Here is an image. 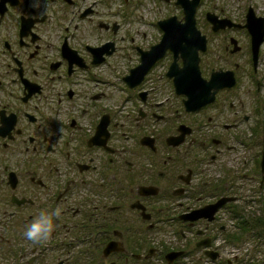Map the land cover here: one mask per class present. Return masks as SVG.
<instances>
[{
  "label": "flooded vegetation",
  "instance_id": "1",
  "mask_svg": "<svg viewBox=\"0 0 264 264\" xmlns=\"http://www.w3.org/2000/svg\"><path fill=\"white\" fill-rule=\"evenodd\" d=\"M159 1L180 14L127 31L130 0H0V264H169L172 253L171 264H233L242 246L264 245L254 11L201 15L199 0L205 49L166 48L128 82L161 24H185L176 0ZM48 217L50 238L27 240Z\"/></svg>",
  "mask_w": 264,
  "mask_h": 264
},
{
  "label": "rangeland",
  "instance_id": "2",
  "mask_svg": "<svg viewBox=\"0 0 264 264\" xmlns=\"http://www.w3.org/2000/svg\"><path fill=\"white\" fill-rule=\"evenodd\" d=\"M131 1L132 3H134L132 4L133 8L128 7V11L130 12L129 14L135 21V23L130 28L126 26L127 31H134V27L135 29H138V25H136V23H138L139 21H152L155 17L180 14V10L175 7L174 3L164 4L159 0H130V3ZM214 5L217 6L218 13H220L219 9L221 8L225 11H228L229 15H233L235 17H240V15L246 14L247 9L251 7L257 17L264 18V0H206L205 5L200 9L199 13L201 15H204L206 11H211L212 6ZM141 17L142 19H140ZM239 58H241V54L239 55ZM243 60L244 58L242 60H239V62L242 63ZM262 69H264V62ZM243 80L246 81L245 79ZM259 121L262 123V132L254 140L258 144L262 143V141L264 140V113L262 115V118H259ZM254 199H257V197H255ZM161 234H163V236H161ZM159 237L163 239V244L167 248L175 246L176 239L172 236V233L166 231L164 233H160ZM237 254L238 257L242 260H238L237 262L234 261L233 264H264V245H261L260 242L258 243V245L253 242V244L248 243L246 246H242L241 249H238ZM183 262V264H188L187 261Z\"/></svg>",
  "mask_w": 264,
  "mask_h": 264
},
{
  "label": "water",
  "instance_id": "3",
  "mask_svg": "<svg viewBox=\"0 0 264 264\" xmlns=\"http://www.w3.org/2000/svg\"><path fill=\"white\" fill-rule=\"evenodd\" d=\"M199 3V0H176V4L180 6L183 9L184 15H185V24L179 25L175 21L174 18L167 20L163 22L161 25L164 28V36L162 39V42L158 45L157 48H155L151 53L148 54L150 58H152V61L150 62H144V68L142 69L141 67L136 69L135 71H132V78H127V81H136L137 80V75L138 79L140 80L142 76L145 74L147 69L153 64V62L157 59H159L162 54L163 50L166 48H183V43L184 42H189V41H195L196 47L195 50L192 49L191 55L193 57H196L195 54L196 50L205 49V40L204 38H199L198 37V32L195 29V23H194V17L196 13V8ZM246 27L249 30V33L252 37V52H253V62L256 64L257 62V54H258V48L259 45L262 42L263 36H264V19L262 18H257L255 17L254 13L252 10H249L248 15H247V23ZM189 34V36L187 35ZM202 44V45H201ZM195 52V53H194ZM183 55H186V53H183ZM154 57V59H153ZM135 75V78H134ZM219 75V74H218ZM219 79L224 80V82L228 83L231 82V84L234 82V78L232 73L227 72L222 75L218 76ZM228 80V82H227ZM132 84V82H131ZM229 84V83H228ZM175 86L177 88H180L179 82H175ZM195 88L191 87L189 90L194 91ZM192 96V95H191ZM190 99V98H189ZM262 167L264 166V155L262 158ZM180 254H169L168 255V262L171 264L172 260L176 257H178Z\"/></svg>",
  "mask_w": 264,
  "mask_h": 264
},
{
  "label": "clouds",
  "instance_id": "4",
  "mask_svg": "<svg viewBox=\"0 0 264 264\" xmlns=\"http://www.w3.org/2000/svg\"><path fill=\"white\" fill-rule=\"evenodd\" d=\"M54 215L59 217L60 212L57 210ZM54 224L51 217L43 219L40 223H33L24 232V236L32 243H42L50 238L51 233L54 231Z\"/></svg>",
  "mask_w": 264,
  "mask_h": 264
}]
</instances>
